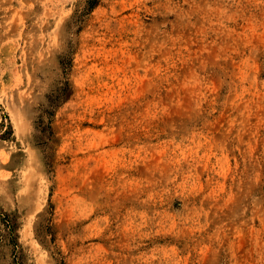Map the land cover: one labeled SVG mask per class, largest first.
<instances>
[{
  "label": "rangeland",
  "instance_id": "obj_1",
  "mask_svg": "<svg viewBox=\"0 0 264 264\" xmlns=\"http://www.w3.org/2000/svg\"><path fill=\"white\" fill-rule=\"evenodd\" d=\"M0 0V264H264V0Z\"/></svg>",
  "mask_w": 264,
  "mask_h": 264
},
{
  "label": "trees",
  "instance_id": "obj_2",
  "mask_svg": "<svg viewBox=\"0 0 264 264\" xmlns=\"http://www.w3.org/2000/svg\"><path fill=\"white\" fill-rule=\"evenodd\" d=\"M97 3L96 0H91L90 5L93 7Z\"/></svg>",
  "mask_w": 264,
  "mask_h": 264
}]
</instances>
